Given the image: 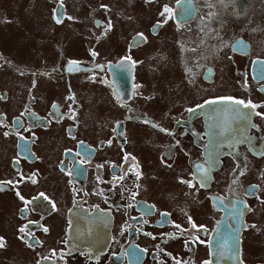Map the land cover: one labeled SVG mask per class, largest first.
I'll return each mask as SVG.
<instances>
[{
	"label": "flooded vegetation",
	"instance_id": "1",
	"mask_svg": "<svg viewBox=\"0 0 264 264\" xmlns=\"http://www.w3.org/2000/svg\"><path fill=\"white\" fill-rule=\"evenodd\" d=\"M27 2L0 11L41 60L0 50V263L264 264V0Z\"/></svg>",
	"mask_w": 264,
	"mask_h": 264
},
{
	"label": "rangeland",
	"instance_id": "2",
	"mask_svg": "<svg viewBox=\"0 0 264 264\" xmlns=\"http://www.w3.org/2000/svg\"><path fill=\"white\" fill-rule=\"evenodd\" d=\"M27 6H28L27 0H1L0 11H2L3 14L8 13L6 15L9 18L13 19L15 17L14 12H16L17 14H24L27 16L30 15L26 13L28 12ZM41 9L44 15L45 7L42 6ZM33 11H36V8H33ZM18 20L20 21V26H18L19 24H16L15 21L12 20L11 23H6L2 27H0V50L2 52L4 51L6 53H9L17 60H22V61L23 60L24 61L35 60L34 64L36 65L40 64L41 63L40 57L34 59L33 50L36 49L37 45L34 43V40L32 39L33 35L26 37L27 34L24 32V29H26L28 34H31L34 31H36V29L26 26L25 22H21L19 17H18ZM41 33L44 35L43 38L46 41L47 33L42 32V31ZM115 35L116 33L113 35V37H110L109 39L110 43H113L115 41V37H116ZM72 41L77 45L78 49L81 48V42H80L81 40L78 37L74 38ZM67 50H68L67 53H73V51L70 50L69 48H67ZM114 50L118 51L119 46L115 45ZM169 73L171 72L169 71L167 74ZM17 97L18 96H14L15 100L13 103H16L18 101ZM5 145L6 144H0L1 150L5 148ZM143 151L148 153L150 150L143 148ZM0 163H2L1 157H0ZM154 166H155L154 163L145 164V168H152ZM161 177L163 178L164 184L169 185V187H174L170 176L162 173ZM153 186L155 187V189H154V194L152 196L161 200L160 187L156 183ZM3 219H4V215L0 214V225L3 222ZM0 264H3V263H0Z\"/></svg>",
	"mask_w": 264,
	"mask_h": 264
},
{
	"label": "snow or ice",
	"instance_id": "3",
	"mask_svg": "<svg viewBox=\"0 0 264 264\" xmlns=\"http://www.w3.org/2000/svg\"><path fill=\"white\" fill-rule=\"evenodd\" d=\"M104 7H106V6H104ZM165 11H170V10H169L168 8H165ZM59 22H60V21L57 20V23H59ZM108 27H109V29L111 28V22H110V21H109V23H108ZM138 35H139V36H142V34H138ZM261 90L264 91V88H262ZM223 99L232 100L231 97L223 98ZM208 103H215V101H210V102H208ZM233 103H236V104H243L245 107H247V106H249V104H250L251 102H249V104H245L244 101H241V100H233ZM197 107H203V105H198ZM252 107H256V106H255V105H252ZM187 111H189V112L191 113V112H194L195 109H194V108H189V109H187ZM257 115H260V114L257 113ZM146 122H147V121H146ZM162 131H164V130L162 129ZM6 135H7V133H6ZM242 174H243V173H241V175H242ZM33 182H35V181H33ZM200 183H201V186H203L204 180L201 179V180H200ZM189 187H192V184H191V183H189ZM0 190H2V189H0ZM41 195H43V194H41ZM257 198L259 199V197H257ZM21 199H23V198L21 197ZM45 199H47V197H45ZM262 202H264V201H262ZM26 203H28V202H26ZM245 207L247 208V205H245ZM22 211H23V209H22ZM162 215H166V214H162ZM189 222L191 223V217H189ZM177 227H179V226H177ZM192 227L195 228L196 225L193 223V224H192ZM20 231L23 232L24 229L21 228ZM45 231H47V229H45ZM2 247H4V241H3V238H0V248H2ZM38 264H39V262H38ZM177 264H179V262H177Z\"/></svg>",
	"mask_w": 264,
	"mask_h": 264
}]
</instances>
